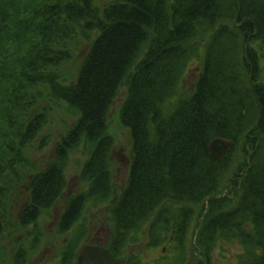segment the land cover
Masks as SVG:
<instances>
[{"label":"trees","instance_id":"obj_1","mask_svg":"<svg viewBox=\"0 0 264 264\" xmlns=\"http://www.w3.org/2000/svg\"><path fill=\"white\" fill-rule=\"evenodd\" d=\"M80 35L93 37L91 46L66 71ZM197 58L198 77L180 89ZM123 88L120 119L131 132L132 163L116 196L107 117ZM45 91L75 120L55 160L31 176L22 227L59 201L69 153L83 142L86 189L70 197L60 232L74 228L90 204L105 205L113 227L106 247L124 259L149 222L150 246L163 235L172 241L174 230L184 247L201 209L196 242L205 260L220 240L237 236L240 264H264V0H109L101 7L95 0H0V239L14 191L4 175L16 177L47 123V112L37 113ZM217 138L229 143L223 155L211 151ZM239 145L246 154L235 171ZM230 175L240 195L221 198ZM62 255L61 264H75L79 249Z\"/></svg>","mask_w":264,"mask_h":264},{"label":"rangeland","instance_id":"obj_2","mask_svg":"<svg viewBox=\"0 0 264 264\" xmlns=\"http://www.w3.org/2000/svg\"><path fill=\"white\" fill-rule=\"evenodd\" d=\"M104 1L109 0H95L100 7ZM92 40L93 37L88 39L80 35L72 43L73 50L71 51L74 59L71 60L66 71L70 70L68 68L74 69L80 66ZM201 62L202 60L197 58L189 64L180 89L184 90L192 86L200 72ZM125 96V89L119 90L109 108L107 117L108 133L114 140L110 154V171L116 181V196L128 182L130 172V164L123 163L117 153L123 149V154L132 160L131 132L120 119V109ZM42 112H47V123L39 133L38 139L33 142V146L29 148L28 161L17 165L16 177L8 171L4 175L14 183V191L7 194L11 218L6 224L9 228L5 230L4 236L0 239V264H61L64 260L62 254L66 249L78 247L80 252L85 245L106 246L113 233L108 208L105 205L93 207L92 204L86 207L74 228L64 232L58 229V219L70 197L81 189H86L80 173L90 152L83 142L69 153L66 166L67 188L59 201L52 208L41 212L36 223L29 224L27 227L20 225L19 216L29 200L28 185L31 176L55 160V146L75 120L74 114L67 105L62 102H52L46 91L40 96L37 108V113ZM246 149L248 150L249 146ZM245 154L242 145L236 146V161L233 166L235 171L241 165ZM230 182L231 175L226 181L227 186L221 198L228 196L233 199L240 195L239 187ZM18 188H21L20 192ZM198 214H195L196 219L191 226L184 247L179 246L173 240L174 230L171 233L172 241H168L169 238L163 235L164 242L158 246H150L152 242L151 222L146 224L136 244L130 245L124 253L126 264H240L242 255H244V245L237 236L233 240H220L211 251L209 259H204V254L197 248L196 233L199 232V218H204L206 212L200 209ZM34 232L38 233L37 239H34ZM133 260L135 262H129Z\"/></svg>","mask_w":264,"mask_h":264},{"label":"water","instance_id":"obj_3","mask_svg":"<svg viewBox=\"0 0 264 264\" xmlns=\"http://www.w3.org/2000/svg\"><path fill=\"white\" fill-rule=\"evenodd\" d=\"M229 144L221 139H216L211 145V151L216 155L224 154ZM117 156L125 164L130 163V158L122 151ZM77 264H125L123 259L117 258L110 249L98 245H86L80 252Z\"/></svg>","mask_w":264,"mask_h":264}]
</instances>
